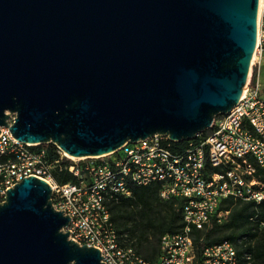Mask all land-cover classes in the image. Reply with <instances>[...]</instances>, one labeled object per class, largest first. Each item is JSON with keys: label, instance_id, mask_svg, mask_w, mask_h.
<instances>
[{"label": "water", "instance_id": "1", "mask_svg": "<svg viewBox=\"0 0 264 264\" xmlns=\"http://www.w3.org/2000/svg\"><path fill=\"white\" fill-rule=\"evenodd\" d=\"M259 0H0V132L105 156L160 134L188 141L240 101ZM12 116L14 121L9 123ZM52 187L0 203V264H104L64 229Z\"/></svg>", "mask_w": 264, "mask_h": 264}, {"label": "built area", "instance_id": "2", "mask_svg": "<svg viewBox=\"0 0 264 264\" xmlns=\"http://www.w3.org/2000/svg\"><path fill=\"white\" fill-rule=\"evenodd\" d=\"M263 64L264 0H259L257 45L246 88L238 104L214 119L205 138H199L201 133L176 149L168 136L156 134L128 141L109 155L72 158L68 169L74 182L59 184L52 174L59 160L50 162L42 145L20 142L1 127L0 203L24 177L44 179L52 187L54 208L71 219L64 230L80 245L98 248L104 264H254L244 238L208 245L198 260L193 232L213 220L227 224L230 210L221 208L225 200L264 201ZM59 153L62 159L65 153ZM153 183L160 184L162 200L181 201L182 227L160 238L159 256L152 261L122 243L110 205L133 197V186Z\"/></svg>", "mask_w": 264, "mask_h": 264}, {"label": "trees", "instance_id": "3", "mask_svg": "<svg viewBox=\"0 0 264 264\" xmlns=\"http://www.w3.org/2000/svg\"><path fill=\"white\" fill-rule=\"evenodd\" d=\"M203 132L199 138H205ZM188 141L172 142L176 149L187 146ZM50 162H56L52 170L59 184L74 182L75 176L69 172L71 161L60 158L59 148L53 144H43ZM264 179V176H262ZM160 184L133 186V197L121 199L110 205L111 216L124 245L136 248L145 258L156 260L159 256L160 238L167 233H175L182 227V203L179 200H162ZM230 210L229 222L220 224L213 220L210 226L194 230V242L198 260L203 249L224 240L237 242L243 239L247 244L254 264H264V201L255 202L225 200L221 207ZM243 246V245H242Z\"/></svg>", "mask_w": 264, "mask_h": 264}, {"label": "rangeland", "instance_id": "4", "mask_svg": "<svg viewBox=\"0 0 264 264\" xmlns=\"http://www.w3.org/2000/svg\"><path fill=\"white\" fill-rule=\"evenodd\" d=\"M260 82L262 84V87H263V92L261 93V95L264 96V64L261 66V69H260ZM67 158L69 159L71 162H73V159L69 156H64V158ZM116 156H112V159H115Z\"/></svg>", "mask_w": 264, "mask_h": 264}, {"label": "bare ground", "instance_id": "5", "mask_svg": "<svg viewBox=\"0 0 264 264\" xmlns=\"http://www.w3.org/2000/svg\"><path fill=\"white\" fill-rule=\"evenodd\" d=\"M65 156H69V157H71L70 155H68L67 153H65ZM71 158H74V157H71Z\"/></svg>", "mask_w": 264, "mask_h": 264}]
</instances>
